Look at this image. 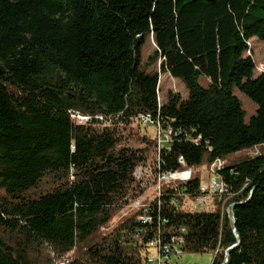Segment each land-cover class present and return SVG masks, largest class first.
I'll return each mask as SVG.
<instances>
[{"label":"trees","instance_id":"16d2710c","mask_svg":"<svg viewBox=\"0 0 264 264\" xmlns=\"http://www.w3.org/2000/svg\"><path fill=\"white\" fill-rule=\"evenodd\" d=\"M146 37L150 60L186 99L168 91L160 101L158 72L141 66ZM252 38L264 41V0H0V264H58L70 253L67 264H143L136 229L168 240L180 228L183 252L264 264V150L225 159L264 146ZM235 90L257 104L248 120ZM72 113L126 127L149 115L170 129L166 145L150 142L154 175L182 169L180 156L192 169L221 158L214 174L228 190L209 194L210 209L186 210L203 194L192 177L132 209L140 192L96 170Z\"/></svg>","mask_w":264,"mask_h":264},{"label":"rangeland","instance_id":"374dc122","mask_svg":"<svg viewBox=\"0 0 264 264\" xmlns=\"http://www.w3.org/2000/svg\"><path fill=\"white\" fill-rule=\"evenodd\" d=\"M250 52L255 62V73L264 71V41L252 38L249 40ZM155 46L150 37H146L141 44V66L146 72L156 71L159 74V98L161 102L167 100L168 91L177 92L182 99L187 98V89L178 79L172 77L168 72L159 70L157 65L150 60L154 54ZM249 53V51H248ZM202 81V78L199 79ZM245 109V119L248 120L255 114L257 104L247 95L235 90ZM72 118V117H71ZM72 122L77 125V119L72 118ZM79 135L87 140L92 149V157L95 161L97 171L111 173L116 177L113 181L115 186L122 185L128 192H140L138 199L141 203L150 202L157 195L156 186L153 184L154 172L151 167L153 150L150 147L151 140L158 135L154 125L150 123H135L131 126L122 125H89L82 123ZM163 144H165L163 142ZM262 147H251L227 155L228 162L242 160L249 155L256 154ZM206 167L211 171L209 176L207 171L202 168H193L192 177H198L201 184L209 182L210 177L219 180L218 175L214 174L211 163ZM213 199L207 195L204 202H195L185 199L184 208L186 210L210 209ZM134 209V208H132ZM124 215L129 210L122 211ZM72 256L69 254L68 259ZM67 258V257H66ZM213 252L189 253L182 252L178 256H171L172 264H211Z\"/></svg>","mask_w":264,"mask_h":264},{"label":"built area","instance_id":"2783aa9c","mask_svg":"<svg viewBox=\"0 0 264 264\" xmlns=\"http://www.w3.org/2000/svg\"><path fill=\"white\" fill-rule=\"evenodd\" d=\"M71 117L77 119L78 124L86 123L89 119L88 116H82L78 113H72ZM102 119V117H99ZM135 123H150L153 125V121L149 115H138L134 119ZM157 133V147L158 149L164 145H166L169 141L170 129L161 130L158 127ZM163 142L165 144H163ZM178 163L183 167L177 171H168V172H156L154 175L153 184L156 186L157 195H160L161 192L167 188H176L180 183L186 182L192 178V168H187L185 165V161L182 156L178 158ZM221 167L225 164V160H219ZM201 166L200 168H202ZM209 176L211 175V171L206 165L204 166ZM228 190V185L223 180H215L210 177L209 182L206 184H201L200 192L203 193L197 196L194 200L195 202H204V199L209 194H222ZM211 196V195H210ZM172 203H175V200H172ZM131 208H139L144 207V204L139 201V199L134 200L131 205ZM138 220L142 223H149L151 217L148 215L139 216ZM180 233L177 235H172L168 238V240H164L161 234L158 232L147 240H144L141 230L136 229L133 240L135 243L142 245V254L144 256L143 264H172L171 256H178L183 252V243L184 237L182 235L184 229L180 228ZM68 259H64L58 264H67Z\"/></svg>","mask_w":264,"mask_h":264},{"label":"bare ground","instance_id":"6f19581e","mask_svg":"<svg viewBox=\"0 0 264 264\" xmlns=\"http://www.w3.org/2000/svg\"><path fill=\"white\" fill-rule=\"evenodd\" d=\"M220 163H219V160H216L214 161L212 164H211V167H212V170L214 171L216 168L218 169L220 167ZM220 180V179H219Z\"/></svg>","mask_w":264,"mask_h":264},{"label":"water","instance_id":"95a60500","mask_svg":"<svg viewBox=\"0 0 264 264\" xmlns=\"http://www.w3.org/2000/svg\"><path fill=\"white\" fill-rule=\"evenodd\" d=\"M231 248H228L227 250H226V254L228 253V251L230 250Z\"/></svg>","mask_w":264,"mask_h":264}]
</instances>
